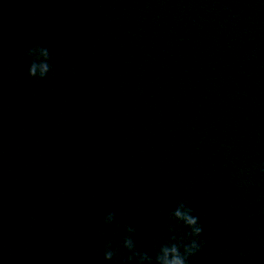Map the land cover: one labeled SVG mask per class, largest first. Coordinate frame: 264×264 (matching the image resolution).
Listing matches in <instances>:
<instances>
[{
  "label": "clouds",
  "instance_id": "obj_1",
  "mask_svg": "<svg viewBox=\"0 0 264 264\" xmlns=\"http://www.w3.org/2000/svg\"><path fill=\"white\" fill-rule=\"evenodd\" d=\"M30 59L28 76L43 80L52 71L51 53L46 46L36 45L26 50ZM172 223L168 225V238L159 244L154 254L141 250L135 240L136 228L126 225L123 229L125 235L117 243L107 240L103 248V260L106 264H190L194 257L204 247L201 239L204 226L194 211L184 201H179L170 212ZM103 223L113 225L119 229L115 212H108L103 217ZM183 225L187 231L182 235L176 233V225ZM121 249L126 255L121 254Z\"/></svg>",
  "mask_w": 264,
  "mask_h": 264
}]
</instances>
